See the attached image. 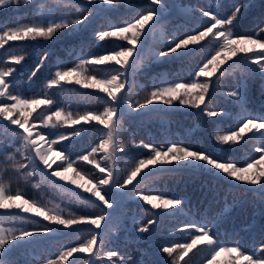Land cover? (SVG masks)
<instances>
[{"label": "snow or ice", "instance_id": "1", "mask_svg": "<svg viewBox=\"0 0 264 264\" xmlns=\"http://www.w3.org/2000/svg\"><path fill=\"white\" fill-rule=\"evenodd\" d=\"M0 17V264H264V0H0ZM28 47L47 50L21 91ZM181 113L195 127L174 132Z\"/></svg>", "mask_w": 264, "mask_h": 264}, {"label": "rangeland", "instance_id": "2", "mask_svg": "<svg viewBox=\"0 0 264 264\" xmlns=\"http://www.w3.org/2000/svg\"><path fill=\"white\" fill-rule=\"evenodd\" d=\"M185 2L186 3L187 2L197 3L198 0H185ZM0 19H3V17H0ZM10 43L26 44L27 42H10ZM69 46H70L69 40L58 41L56 44L50 45V47L57 53V56L62 60H71L73 58V57L69 56V52L71 50ZM108 46H110V45H108ZM5 47L7 48L8 46L6 45ZM46 50L47 49H33L31 47H28L19 53V54H23L26 56L27 63L25 64L24 62H22V65L17 66V69L19 72L18 81L21 82L20 84H18V90L26 91L28 78L31 75V72L35 71V69H36V64H37V59H38L36 53L39 52L42 55V53ZM89 51L90 52H97V51H99V49L95 48V46L93 44V46L89 49ZM0 52H3V50L0 49ZM0 59H6V58H0ZM55 62H56L55 57L50 58V60L46 62L48 64V68L47 69L41 68L40 71L37 72V76L32 77V81H34V86L37 90H39V88L43 87L44 83L46 82V78L48 77L50 72L54 70ZM0 66H2V65H0ZM165 66H160V67L156 68L155 71H165L166 67H167V66L166 67ZM225 67H226V65H225ZM217 75H219V73H217ZM212 79H215V77H213ZM140 82L146 83V81H144V80H141ZM224 84H225V87L223 88V91L226 92L228 90V82L225 81ZM253 94H255V90L253 91ZM254 97L252 96V104L253 105L251 104L250 107H252L256 111H259L260 108L257 109V107H259L260 105L254 106V104H257ZM224 105H227V102L225 100H223L222 98H218L216 110H218V111L222 110L223 108H225ZM84 107L96 108L98 106H96V105H90V106L89 105H75L74 109L82 110ZM184 117H187V116H185L184 114L181 113V114H178L176 116V119H182L184 124L188 127H195V124L192 122V119L190 117H187V118H184ZM212 119H217V118H212ZM175 124L176 123L173 122L169 126L171 128V130L174 132L175 131H182V129H180L178 127V124H176V128H175ZM228 126L229 125H227V124L224 125L225 128H227ZM161 127L162 126L159 124L141 125L139 123H136V124L131 125L130 129H131V132L136 134L139 139H146L149 132L158 133L161 130ZM215 128H216V125L211 124V125H208L204 130L200 131V133L202 134L203 138H205V139L207 138L209 140V142L215 143V141H214V130H215ZM127 135L128 134L126 133L125 137H124L125 139H127ZM96 142H98L96 137H93L92 138L93 146L95 145ZM137 179H139V177ZM45 194L47 196H51V195H48L47 193H45ZM189 195L192 196L193 204H195L197 202L196 197L199 195L198 191L197 190H190ZM65 201H67V200H65ZM67 203H68V201H67ZM70 207H72V210H75V208L73 206H70ZM144 207H151V206L145 204ZM153 211H156V210H153ZM241 220L242 221L244 220V216L241 217ZM164 235L169 237V240L165 242L166 246L168 243L179 242V237L175 236L174 230L171 232H165ZM189 255H191V253ZM186 259H187V257H186ZM219 259L221 261V264H227L228 256L224 255V256L220 257Z\"/></svg>", "mask_w": 264, "mask_h": 264}, {"label": "trees", "instance_id": "3", "mask_svg": "<svg viewBox=\"0 0 264 264\" xmlns=\"http://www.w3.org/2000/svg\"><path fill=\"white\" fill-rule=\"evenodd\" d=\"M90 35V34H89ZM167 66V67H166ZM165 67H166V70L167 69H169V68H171V69H173L174 71H180V65L179 64H175V65H166ZM254 90H255V88H254ZM256 94V95H255ZM255 94H253V97L255 98V100H256V103L257 104H254V106H256V105H260L261 104V101H260V97H259V93H258V91H256L255 90ZM259 103V104H258ZM253 105V104H252ZM225 107H227V105H224ZM260 108V106L259 107H257V109H259ZM184 118H187V117H184ZM174 122L176 123V124H178V127L180 128V129H182V131L185 129V128H187L188 126H186L185 124H184V122H183V120L182 119H176V117L174 118ZM176 124H175V128H176ZM189 128V127H188ZM197 135L201 138V140H202V142H209L207 139H205V138H203V136H202V134L200 133V131L197 133ZM35 192V190H33V193ZM48 195H51V196H47L48 198H50V199H53L55 202H57V203H62V204H64V205H66V206H69L68 205V203H67V201H65V199H61L57 194H55V193H53V192H46ZM237 215H238V217H239V221H241L242 222V220H241V217H242V215H240V210L239 209H237Z\"/></svg>", "mask_w": 264, "mask_h": 264}]
</instances>
